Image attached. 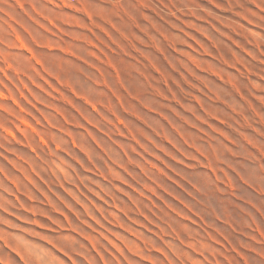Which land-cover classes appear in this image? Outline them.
I'll return each mask as SVG.
<instances>
[{
    "label": "rangeland",
    "instance_id": "374dc122",
    "mask_svg": "<svg viewBox=\"0 0 264 264\" xmlns=\"http://www.w3.org/2000/svg\"><path fill=\"white\" fill-rule=\"evenodd\" d=\"M0 264H264V0H0Z\"/></svg>",
    "mask_w": 264,
    "mask_h": 264
},
{
    "label": "bare ground",
    "instance_id": "6f19581e",
    "mask_svg": "<svg viewBox=\"0 0 264 264\" xmlns=\"http://www.w3.org/2000/svg\"><path fill=\"white\" fill-rule=\"evenodd\" d=\"M44 142V141H43ZM45 143V142H44ZM57 148H58V146H57ZM33 150V149H32ZM69 213V212H68ZM6 246V245H5Z\"/></svg>",
    "mask_w": 264,
    "mask_h": 264
}]
</instances>
